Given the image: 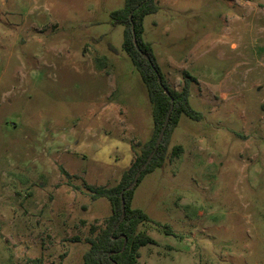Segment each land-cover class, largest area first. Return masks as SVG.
Instances as JSON below:
<instances>
[{"label":"rangeland","instance_id":"obj_1","mask_svg":"<svg viewBox=\"0 0 264 264\" xmlns=\"http://www.w3.org/2000/svg\"><path fill=\"white\" fill-rule=\"evenodd\" d=\"M125 0H0V264H82L111 187L152 136L112 11ZM144 39L190 105L134 189L155 222L137 264H264V0H163ZM174 145H181L171 157ZM164 226L171 228L166 233Z\"/></svg>","mask_w":264,"mask_h":264},{"label":"trees","instance_id":"obj_2","mask_svg":"<svg viewBox=\"0 0 264 264\" xmlns=\"http://www.w3.org/2000/svg\"><path fill=\"white\" fill-rule=\"evenodd\" d=\"M159 10L156 0H125L122 8L112 11L116 23L124 25L123 48L130 56L139 71L148 91L152 104L154 130L150 139L135 150L132 164L122 173L119 182L111 187H94L88 185L93 198L106 197L111 204V214L106 219L105 226L97 230L94 237L88 238L89 248L83 254L82 264H137L140 247L154 243L155 239L146 231L139 229L144 223H155L142 209L132 206L134 189L148 172L161 167L167 156L170 135L177 126L180 116L186 114L193 119H200L202 113L194 109L189 102L191 80L187 71L184 84L180 90L173 89L167 82L154 54L152 43L144 39V18L147 14ZM170 116L161 143L152 155L150 161L141 170L136 183L129 187L137 172L154 150L158 134L164 125L167 113ZM181 145H174L171 157L178 156ZM166 233H171L169 226H164ZM33 264L38 263L32 259Z\"/></svg>","mask_w":264,"mask_h":264},{"label":"water","instance_id":"obj_3","mask_svg":"<svg viewBox=\"0 0 264 264\" xmlns=\"http://www.w3.org/2000/svg\"><path fill=\"white\" fill-rule=\"evenodd\" d=\"M171 109H172V105H171V107H170L169 112L167 113V116H166V119H165L164 125L162 126V128H161V130H160V132H159V134H158V137H157V140H156V144H155L154 150H153L152 153L148 156L146 162L143 164V166L141 167V169L137 172V174H136V176H135V179H134L133 182L129 185V187H132V186L136 183V181H137V179H138V176H139L141 170H142V169L147 165V163L150 161L152 155L155 153V151L157 150L159 144L161 143V140H162V138H163L164 131H165L166 126H167V123H168V119H169V116H170V111H171Z\"/></svg>","mask_w":264,"mask_h":264},{"label":"crops","instance_id":"obj_4","mask_svg":"<svg viewBox=\"0 0 264 264\" xmlns=\"http://www.w3.org/2000/svg\"><path fill=\"white\" fill-rule=\"evenodd\" d=\"M161 1H163V0H156V2H157L158 5H159V8H160V4H159V3H160Z\"/></svg>","mask_w":264,"mask_h":264}]
</instances>
